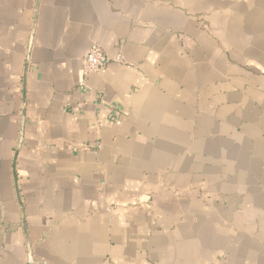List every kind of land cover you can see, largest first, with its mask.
I'll list each match as a JSON object with an SVG mask.
<instances>
[{
	"label": "crops",
	"instance_id": "1",
	"mask_svg": "<svg viewBox=\"0 0 264 264\" xmlns=\"http://www.w3.org/2000/svg\"><path fill=\"white\" fill-rule=\"evenodd\" d=\"M0 264H264V0H0Z\"/></svg>",
	"mask_w": 264,
	"mask_h": 264
},
{
	"label": "built area",
	"instance_id": "2",
	"mask_svg": "<svg viewBox=\"0 0 264 264\" xmlns=\"http://www.w3.org/2000/svg\"><path fill=\"white\" fill-rule=\"evenodd\" d=\"M114 60L120 62L121 57L117 56ZM108 61L109 59L105 56V54L98 46H92L88 50L84 58V70L83 75L78 82V89L81 91H85L87 89L86 78L88 74L91 71L104 66ZM109 118L115 121L118 119V114L115 111H111L109 114Z\"/></svg>",
	"mask_w": 264,
	"mask_h": 264
}]
</instances>
